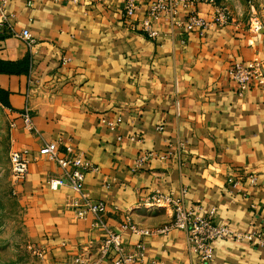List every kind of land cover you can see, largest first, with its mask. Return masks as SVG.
I'll list each match as a JSON object with an SVG mask.
<instances>
[{
  "label": "crops",
  "instance_id": "1",
  "mask_svg": "<svg viewBox=\"0 0 264 264\" xmlns=\"http://www.w3.org/2000/svg\"><path fill=\"white\" fill-rule=\"evenodd\" d=\"M127 1L7 0L0 10L8 31L30 30L36 43L31 55L22 39L0 35V61L20 68L0 72V131L30 152L29 175L13 186L25 228L47 264H115V251H104L108 229L129 254L142 243L143 264H199L187 233L171 227V200L182 198L232 231L217 240L212 264H264V83L242 90L230 76L235 63L264 62L263 19L260 33L234 12L192 31L178 5L151 18V36L143 23L159 0H137L134 16ZM197 10L214 22L212 5ZM27 108L35 131L25 127ZM53 141L96 168L84 193L107 203L102 222L78 215L70 186L49 187L62 170L39 150ZM148 152L166 158L140 165ZM129 219L149 233L126 228Z\"/></svg>",
  "mask_w": 264,
  "mask_h": 264
},
{
  "label": "built area",
  "instance_id": "2",
  "mask_svg": "<svg viewBox=\"0 0 264 264\" xmlns=\"http://www.w3.org/2000/svg\"><path fill=\"white\" fill-rule=\"evenodd\" d=\"M137 0H128L125 5L126 16H134L137 12ZM7 0H0V10L6 4ZM207 3L214 7L215 20L208 21L199 15L197 6L200 3ZM218 0H159L150 9V18H147L143 23V29L151 36L157 33L152 28L151 18L157 17L160 11L176 13V7L182 5L188 9L189 17L185 25L186 30H196L201 28L207 30L215 23L227 24L231 20L230 12L217 4ZM252 20L251 29L260 33L262 24L260 18L254 16ZM10 32L14 36L22 39L29 47L31 55L34 53L35 39L30 30H23L22 32L8 31L5 22L0 21V35ZM231 78L244 90L249 85L257 80L264 83V62L261 60H253L252 62L243 64L235 63L230 70ZM22 117L25 122V127L30 131H35L36 125L33 121L30 110L27 108ZM28 150L20 151L13 150L12 164H13V180L15 184L25 181L30 172V159ZM39 155L47 157L55 161L62 170L60 177H52L48 180V185L52 190H59L63 186H70L79 194V200H76L73 207L77 210L81 218L86 217L89 213L94 214L99 222H102L103 216L107 212V203L105 201H95L84 193L86 175L89 171L95 170L94 166L86 160L84 155L78 152L72 145L66 147L64 154L61 153L60 142L53 141L46 143L39 150ZM159 157L165 159L166 156H158L155 152L144 153L139 158V164H145L149 159ZM229 181L238 184L233 177ZM182 198H174L171 203L175 207L174 220L171 227L183 230L187 233L190 248L198 256L199 264H212L216 251V243L220 238H226L232 234L228 226L223 224H216L209 216H203L200 212L199 206H185L183 205ZM130 228L134 233L146 235L149 232L138 227L129 219L125 225ZM170 227L161 229L167 231ZM108 238L106 239L105 253L115 251L114 262L115 264H131L134 260H140L143 264L145 260L144 245L137 244L138 253L129 254L126 251L124 240L121 234L107 230ZM41 250V249H39ZM44 253V250H41ZM151 264H156L152 262Z\"/></svg>",
  "mask_w": 264,
  "mask_h": 264
},
{
  "label": "rangeland",
  "instance_id": "3",
  "mask_svg": "<svg viewBox=\"0 0 264 264\" xmlns=\"http://www.w3.org/2000/svg\"><path fill=\"white\" fill-rule=\"evenodd\" d=\"M217 4L229 11L231 17L234 12L241 20H249L250 29L254 16L264 21V0H218ZM12 152L6 135L0 131V264H47L43 249L39 250L41 247L25 228L14 194Z\"/></svg>",
  "mask_w": 264,
  "mask_h": 264
},
{
  "label": "trees",
  "instance_id": "4",
  "mask_svg": "<svg viewBox=\"0 0 264 264\" xmlns=\"http://www.w3.org/2000/svg\"><path fill=\"white\" fill-rule=\"evenodd\" d=\"M21 65H24L25 67H28L29 59L24 60L21 63ZM19 71H20L19 65H17L16 63L0 61V72L16 73V72H19ZM1 96H2V91L0 90V97Z\"/></svg>",
  "mask_w": 264,
  "mask_h": 264
}]
</instances>
